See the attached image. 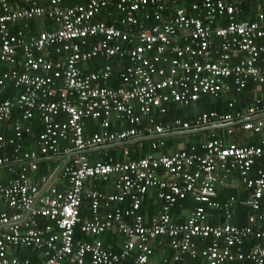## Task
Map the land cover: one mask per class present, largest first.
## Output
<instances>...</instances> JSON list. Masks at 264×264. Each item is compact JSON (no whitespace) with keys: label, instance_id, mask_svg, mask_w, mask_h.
<instances>
[{"label":"built area","instance_id":"1","mask_svg":"<svg viewBox=\"0 0 264 264\" xmlns=\"http://www.w3.org/2000/svg\"><path fill=\"white\" fill-rule=\"evenodd\" d=\"M64 1L0 0V264H159L155 249L162 248L174 264H264V164L249 175L264 159V115L250 119L264 112L260 98L241 110L231 102L225 113L186 120L156 122L153 114L165 116L170 106L187 107L204 95L220 99L250 80L260 90L264 0ZM244 1L256 10L238 21ZM101 14L112 23L94 21ZM113 74L120 86L100 85ZM9 83L18 93L4 98ZM34 117L42 129L25 148ZM229 123L258 134L260 144L212 135L199 151L162 153L168 138H157L138 159L127 150L124 161L108 150L93 163L86 157L101 146ZM234 126L224 128L227 134ZM69 154L51 177L35 176L39 160ZM233 174L250 211L244 225L233 222L234 196L217 199ZM108 182L109 193L94 185ZM151 190L160 207L142 215ZM188 195L198 204L183 219L173 216ZM84 196L88 218L81 216ZM214 211L223 222H208ZM77 225L92 237L117 230L124 236L120 251L76 239Z\"/></svg>","mask_w":264,"mask_h":264},{"label":"trees","instance_id":"2","mask_svg":"<svg viewBox=\"0 0 264 264\" xmlns=\"http://www.w3.org/2000/svg\"><path fill=\"white\" fill-rule=\"evenodd\" d=\"M78 3L79 4L83 3V0H65L64 1V4L66 5H75ZM242 8L245 11V15L238 17V21L251 19L253 17L251 14L256 10L255 4H253L252 2L244 1L242 4ZM110 12H113V11L111 10ZM94 21H104L107 24L112 23V20L103 14L97 16L94 19ZM45 23L48 24L47 22ZM31 28L34 31L39 29V27L37 28V24L33 22L31 24ZM51 57L52 59H57V56L53 52L51 54ZM262 59L264 61V55L262 56ZM101 62L102 60L100 61V63ZM100 63L96 65V68L100 66ZM17 66L19 69L20 66L19 65ZM90 69L91 67L89 66L87 68V71H90ZM100 85L104 87H118L121 84L119 83L117 79H115V74H113L111 79L101 82ZM259 88L260 90H258V87L256 86V84L250 80L248 81L247 87L239 92H236L235 88L233 87L231 88V91L227 95H225L224 97L220 99H215L211 96L204 95L197 101V103L196 102L192 103L191 105L187 107L170 106L169 113L166 116H160L157 113H153L154 118L158 122H164L170 118H181V119L186 120L200 113L208 112V111H217L220 113H225L231 110L228 108V104L231 102H234L233 110L237 111V110L246 108L247 106H250L252 103H254L256 98H260L261 100L260 110L264 111V84L260 85ZM17 93H18V90L13 89V86L9 83L7 85L6 91L3 94V97L10 98L16 95ZM15 117L16 115H13L11 118L14 119ZM90 125H93V122H90ZM30 127H31L30 132L25 133L23 136V140H22L25 148L32 147L38 134L41 132L42 127L37 117H34V119L31 121ZM231 129L232 131L230 134H227L226 129L202 133L204 137L202 140L201 139L198 140V138H195L201 134L190 135V136H179V137H173V138L171 137V138L164 140L165 145L159 151H161L162 153H169L171 151L178 150V149L190 150L192 147H194L197 151H199L201 143L209 139L212 135L221 137L228 144L233 143L238 146H247V145L257 146L260 144V136L258 134L243 131L239 128V126H234ZM88 133L89 131H86V134ZM9 134L10 133H8V136ZM192 137H194L195 140L188 141V142L184 141L185 139H188V138L191 139ZM179 141H183L184 142L183 145L180 146V144L178 143ZM150 145H151V142L146 141L140 144L129 145V146L121 147L118 149L108 150L105 152H107L109 156L113 157L114 160L124 161L126 157L124 156L123 152L127 150L129 159H138V158L144 157L150 152L151 150ZM102 153L104 152L102 151L94 152L91 154H86V157L88 158V161L90 163H93L95 161L94 160L95 157L101 156ZM59 164L60 162L53 157H50V156L44 157L38 162V169L35 172V176L37 178L41 176L51 177L52 173L58 169ZM260 164L261 165L264 164V159L257 160V162L254 164L253 168L251 169L249 173L250 177L255 175L254 174L255 170ZM54 184L58 188H61V186L57 184V182H54ZM94 185L98 190H101L103 192L109 193L112 191L110 182L95 183ZM88 187L89 185L86 184L85 188H88ZM230 196H234L238 200V203L236 204V211H235V217L233 219V222L237 225H244L246 223V218L250 211L240 203L245 196V192L244 190H242V185H241L240 193L226 191L225 189H223V187L217 188V199L220 202L227 200ZM197 204L198 203L195 202L194 197L192 195H188L184 200L177 203L175 208L171 210L172 215L183 219V216L181 215V213L194 208ZM178 206H181L182 208H178ZM159 207H160V201L157 200L155 193L153 192V190H151L149 194H147L146 200L143 202L141 206L140 214L144 215L148 213V215H151L152 213H156L157 210H155V208H159ZM81 212H82L81 213L82 218L89 217V212L87 210V199L85 198V196L83 197ZM223 221H224V218H223L222 212L220 211L212 212L211 216L208 218V222L211 224H217ZM74 232H75L74 236L76 239H83L89 242H92L94 239L100 240L103 247L111 252L120 251L121 242L123 241V238H124V236L121 233H119L117 230H114L111 232H104L98 237L87 236L80 231L79 225L75 227ZM25 254L32 256L30 251H27V250L24 252V255ZM155 254L160 255L161 257V258H158L159 264H174L171 259L172 254L168 248L155 249ZM164 257L166 258V261H167L166 263L162 262V258ZM196 262L197 261H191L189 263L195 264Z\"/></svg>","mask_w":264,"mask_h":264},{"label":"water","instance_id":"3","mask_svg":"<svg viewBox=\"0 0 264 264\" xmlns=\"http://www.w3.org/2000/svg\"><path fill=\"white\" fill-rule=\"evenodd\" d=\"M263 115H264V112L260 113L259 115L253 116L250 119L254 120V119L262 117ZM234 125H235V123L219 124V125H213V126H209V127H206V128L196 129V130L172 132V133H169V134H165L163 136L140 137V138H135V139L124 141V142H120V143H115V144H110V145H106V146L97 147V148H95V150H100V151L109 150L111 148L138 144V143L154 140V139H157V138H171V137H175V136H186V135H191V134L204 133V132L214 131L216 129H222V128L224 129L226 127L234 126ZM89 152H91V150L90 151L89 150L85 151L83 153H89ZM69 158H70V154L69 155H65V156L56 157V159H59V160L64 159L62 164L59 166L58 171H60L62 169L63 165L68 161Z\"/></svg>","mask_w":264,"mask_h":264},{"label":"crops","instance_id":"4","mask_svg":"<svg viewBox=\"0 0 264 264\" xmlns=\"http://www.w3.org/2000/svg\"><path fill=\"white\" fill-rule=\"evenodd\" d=\"M223 129V128H222ZM222 129H216V130H222ZM215 131V130H214ZM209 132H212V131H209ZM205 133V132H204ZM198 134H201V135H199V136H197V137H195V138H198V140H202L204 137H203V134L202 133H198ZM191 135H197V134H191ZM186 136H190V135H186ZM175 137H179V136H175ZM173 138V137H172ZM195 138L194 137H192L191 139L190 138H188V139H186V140H184V141H186V142H188V141H193V140H195ZM179 144H180V146L181 145H183V141H179L178 142ZM134 145V144H133ZM118 148H120V147H116V148H111V149H109V150H112V149H118ZM56 160H58L59 162H60V160L59 159H56ZM2 172V175H3V177L6 175V173H5V171L4 170H1ZM60 185V184H59ZM222 187H223V189H225L226 191H232V192H237V193H240V189H241V185H240V183H239V180H238V178H237V176L235 175V174H233L230 178H229V180H227L226 182H224L223 183V185H221ZM243 190V189H242ZM157 203H159V202H157ZM153 209V208H152ZM154 210V209H153ZM155 210H157V208H155ZM159 257H160V255H159Z\"/></svg>","mask_w":264,"mask_h":264},{"label":"bare ground","instance_id":"5","mask_svg":"<svg viewBox=\"0 0 264 264\" xmlns=\"http://www.w3.org/2000/svg\"><path fill=\"white\" fill-rule=\"evenodd\" d=\"M197 103V102H196ZM157 115V114H156ZM166 116V115H165ZM157 121V120H156ZM158 122V121H157Z\"/></svg>","mask_w":264,"mask_h":264},{"label":"rangeland","instance_id":"6","mask_svg":"<svg viewBox=\"0 0 264 264\" xmlns=\"http://www.w3.org/2000/svg\"><path fill=\"white\" fill-rule=\"evenodd\" d=\"M186 140V139H185Z\"/></svg>","mask_w":264,"mask_h":264}]
</instances>
